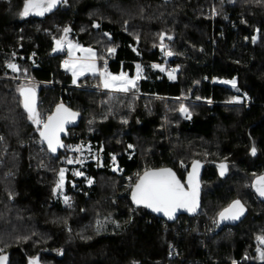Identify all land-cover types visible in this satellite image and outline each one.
Instances as JSON below:
<instances>
[{"label":"trees","instance_id":"trees-1","mask_svg":"<svg viewBox=\"0 0 264 264\" xmlns=\"http://www.w3.org/2000/svg\"><path fill=\"white\" fill-rule=\"evenodd\" d=\"M24 4L0 0V254L9 264H264V203L251 190L264 172V0H61L42 16H22ZM65 28L109 73L139 66L136 87L99 91L97 75L73 84L65 53H51ZM22 86L36 90L40 119L59 102L80 112L56 156L28 119ZM87 142L98 157L77 177L65 159ZM195 159L204 163L196 216L167 223L131 205L144 170L169 166L183 180ZM234 199L247 216L215 230ZM171 243L182 259L167 258Z\"/></svg>","mask_w":264,"mask_h":264},{"label":"snow or ice","instance_id":"snow-or-ice-1","mask_svg":"<svg viewBox=\"0 0 264 264\" xmlns=\"http://www.w3.org/2000/svg\"><path fill=\"white\" fill-rule=\"evenodd\" d=\"M61 0H25L24 9L21 13L22 16H28L30 13L36 15H44L46 12L51 11L54 7L60 3ZM64 36L56 40V48L53 51H58L63 49L64 43L67 41V33L70 29L65 28ZM171 39V37H168ZM161 50H165V45L163 44L164 35L161 34ZM255 40V37H253ZM68 43L69 55H72L73 49H78L79 51L86 53L84 57H80L81 63L77 67L76 63L71 64V69L73 71V83L76 82L75 78L78 75H84L85 72L91 71L93 73L97 72L95 58L96 53L91 49H84L79 45H74L70 41ZM108 51L114 52L115 49H108ZM173 53L171 51H165L166 56H171ZM66 68L70 66L69 61H64ZM13 72L18 71V67L15 64L9 63L7 65ZM155 67H159L158 65ZM139 70V66H138ZM164 69L161 68V71ZM102 79L103 87L106 89L114 88L122 92H128L130 88L136 87V80L140 78L139 74L135 79H129L126 74L121 73L119 76H112L107 73V70L99 71L98 73ZM170 78H175L173 73H169ZM224 83H230L233 87L236 86V81H224ZM20 96L22 97V105L28 114V119L31 120L36 125H42L39 129V134L42 142H46L48 150L55 153L58 148L64 147L60 140L59 134L64 131L65 123L74 120L77 113L70 111L68 108L64 107L62 104L57 105L56 111L47 117L46 121H42L39 117V113L36 111V99H35V89L31 87H20ZM180 111L187 114L186 118L190 116L188 110L183 104L180 106ZM131 147V146H130ZM77 151L79 149H76ZM253 154H255V149H252ZM113 159H115L113 157ZM72 163L71 160L68 161ZM200 165L198 161H193V170L188 174V189L186 190L184 185L176 178L175 173L171 169L162 168L159 170H146L142 176L139 177L138 182L135 184L132 191V199L136 204H143L145 207L151 208L155 212H163L165 216L169 219L173 217V213L179 208H185L190 212L196 210L197 205V195L199 185L196 182V176L198 174V169ZM221 169V175H223L226 170V165L223 163L219 165ZM82 173L76 172L75 175H81ZM60 179L57 182L56 188L62 189L64 181V170L61 169L59 173ZM91 183V181H89ZM256 191L260 196H264V176L257 179ZM65 203H68V197H65ZM244 207L239 200L234 201L228 208L224 209L219 216L220 220H237L243 214ZM262 244H264V237H257ZM7 260L6 256L0 255V264H4ZM30 264H37L34 259L30 261Z\"/></svg>","mask_w":264,"mask_h":264},{"label":"water","instance_id":"water-1","mask_svg":"<svg viewBox=\"0 0 264 264\" xmlns=\"http://www.w3.org/2000/svg\"><path fill=\"white\" fill-rule=\"evenodd\" d=\"M24 87H31V86H24ZM31 88H33V87H31ZM35 99H36V104H37L36 90H35ZM21 101H22V97H21ZM61 104H62L64 107L68 108L70 111L77 113V116H76V118H75L74 120H71V121L65 123V125H64V131L61 132V133L59 134V136H60V140H61L62 144L65 146L63 139H64L65 137L68 136L69 129L72 128V127H75V126L79 123V120H80V112L77 111V110H75V109L70 108V107H69L67 104H65L64 102H59V103H57V104L54 106V108L52 109V111H51V113H50L49 115H51L52 113H54V112L56 111L57 105H61ZM49 115H48V116H49ZM48 116H47V117H48ZM47 117L45 118V121L47 120ZM41 128H42V127H41ZM39 138H40L41 143L47 148V151H48L50 154H52L53 156H56V155L58 154V152L61 151V150H63V148H64V147L58 148L57 151H56L55 153L50 152V151L48 150L47 143H46V142H42L41 137H40V134H39ZM193 161H198V162H199V165H200V167H199V169H198V174H197V176H196V182H197L198 185H199V188H198V195H197V198H196V199H197V205H198V206L196 207V210H195L194 212H190V211H188V210L185 209V208H179V209H177V210L173 213V217H172L171 219H169V217H168V216H165L163 212H155V211H153L151 208L145 207L143 204H136V203H134V201H133V199H132V191H133V188H134L135 184L138 182L139 177L142 176L146 170H159V169H162V168L171 169L172 172L175 173L176 178L181 182V184L184 185L185 189L187 190V189H188V185H187L188 174H189L190 172H192V170H193ZM193 161L189 164V166H188V170H187V172H186V174H185L183 180H181V179L177 176L176 172H175L171 167H169V166L155 167V168H148V169L144 170V171L139 175L138 179L135 181V183H134V184L132 185V187H131V190H130V193H129V200H130L131 205L134 206V207H136V206L144 207V208L147 209V211H148L149 213H151L152 215H154V216H156V217H159V218L163 219V220L166 221L167 223H173V222L176 221V220L178 219V217L181 216V215H185V216H188V217H194V216H196V215L198 214L199 210H200V205H201V203H200V196H199V195H200V191H201V182H200V179H201V174H202V171H203V168H204V163L201 162V161H199V160H196V159L193 160ZM222 163H223L224 165H226V170L224 171L223 175H221V169H220V167H219V165L222 164ZM215 167H216V170H217V174H218L220 177H225V175L227 174V164H226L225 162H220V163H216V164H215ZM261 176H264V172L261 173V174H259V175H257V176H255V177L253 178V180H252V182H251V190H252V192L254 193V195L256 196V198H257L259 201H261V202L264 203V196H260L259 193L256 191V187L254 186V185L256 184L257 179H258L259 177H261ZM237 200H238V199H234L233 201L230 202L229 205H231L234 201H237ZM239 201H240V200H239ZM240 203H241V204L243 205V207H244V212H243V214L239 217V219H237V220H223V221L220 220V216H219V214H220L222 211H224V209L228 208V206H229V205H228V206H226L225 208L221 209V210L217 213V215H216L217 222H218L221 226H225V225L229 226V225H236V224H238L240 221H242V220L247 216V214H248V209H247V207H246L241 201H240ZM0 255L6 256V257H7V260L4 262V264H9V253H1ZM35 260L37 261V264H41L40 261H39V257H38V256L35 257ZM28 264H30V262H29Z\"/></svg>","mask_w":264,"mask_h":264},{"label":"rangeland","instance_id":"rangeland-1","mask_svg":"<svg viewBox=\"0 0 264 264\" xmlns=\"http://www.w3.org/2000/svg\"><path fill=\"white\" fill-rule=\"evenodd\" d=\"M23 9H24V7H23ZM23 9H22V12H23ZM30 14L36 15L34 13H30ZM36 16H41V15H36ZM68 41H70L74 45H79L80 47H82L84 49H88L90 47L82 46V45L78 44L77 42H75V41H73V40H71V39H69L67 37V41L64 43L63 49L62 50H58V51H53V49L56 48V40L53 43V47H52L51 53H61V52L65 53V59H63L62 64L65 67L64 61H66V60L69 61L70 66L68 68H66V67L65 68L67 69V71H69V73L71 75V80L73 82L74 77H73V71L71 69V64L72 63H76L77 67H79V65L81 63H83V61H81L78 58L84 57L86 55V53H83V52L79 51L78 49H73L72 50V55L70 56L69 55L68 43H67ZM91 49L95 52V50L93 48H91ZM98 63H99V59H98V57L96 55L95 64H96L97 72L93 73L91 71H88V72L84 73V75H97L98 76L99 85H97L95 87L97 90H99V91H108V92H120V93H129L132 90V88H130V90L128 92H122V91H119V90L114 89V88H109V89L104 88L103 84H102V79H101V77H100V75L98 73H99V71H103V70L106 69V60L102 61V65L101 66L98 65ZM154 66H157V64H155ZM158 66L159 67H156V68H158L160 70H161V68H163L164 69L163 71H165V68H164L163 64H160ZM107 73H109L108 70H107ZM121 73L126 74L129 79H135L138 74H139V76H141V69L139 67V70H138V66H137L135 71H134V74L132 76L128 75L126 72H119L118 74H112V73H110V74L112 76H119V75H121ZM84 75H78L75 78L76 82H77L78 78H80L81 76H84ZM76 82L73 83V84H76ZM221 82H224V80L223 81L221 80ZM239 100H240V98H235V101L238 102ZM76 149H79V150L77 151ZM69 150H70V154L67 157V159H65V162H66V165H73V164L74 165L75 164L78 165L79 168L76 167V169H74L73 173L75 174L76 172H80L82 174L81 175H75L77 177H81V176L84 175L83 172L81 171L80 167L81 168L84 167L86 161H95L97 159V157H98V151L90 144V142H87L85 144H81L80 143V144L73 145V146L69 147ZM69 160H71L72 163H69L68 162ZM58 191L61 193L62 189H58ZM244 259H248V258L244 257Z\"/></svg>","mask_w":264,"mask_h":264},{"label":"built area","instance_id":"built-area-1","mask_svg":"<svg viewBox=\"0 0 264 264\" xmlns=\"http://www.w3.org/2000/svg\"><path fill=\"white\" fill-rule=\"evenodd\" d=\"M65 59V58H64ZM250 101V96L249 95H246V98H245V104H248ZM42 121H45V119H41ZM138 174L136 173L135 176H137ZM139 177V176H138ZM159 218V217H157ZM161 219V218H159ZM163 220V219H162ZM177 224L179 225V221L177 222ZM221 225L217 222V219L215 220V225H214V229L216 230L218 227H220ZM214 229H210L209 231H215ZM167 258L168 259H174V258H177V259H182L181 258V255L179 253V248L178 246L176 245V243H171L169 245V248H168V252H167ZM231 264H237L236 261H231Z\"/></svg>","mask_w":264,"mask_h":264}]
</instances>
